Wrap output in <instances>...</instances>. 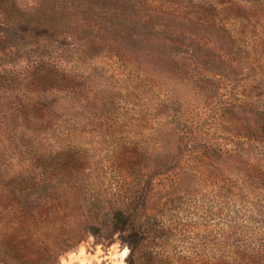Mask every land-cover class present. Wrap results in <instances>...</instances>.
Instances as JSON below:
<instances>
[{
  "label": "rangeland",
  "instance_id": "1",
  "mask_svg": "<svg viewBox=\"0 0 264 264\" xmlns=\"http://www.w3.org/2000/svg\"><path fill=\"white\" fill-rule=\"evenodd\" d=\"M73 1L0 0V264H145L113 220L140 179L143 219L195 225L182 255L226 256L231 199H244L198 147L264 168V141L243 138L249 103L264 111V0H78L88 15ZM70 141L82 158L54 164L52 190L13 186L41 172L27 143L42 155Z\"/></svg>",
  "mask_w": 264,
  "mask_h": 264
},
{
  "label": "trees",
  "instance_id": "2",
  "mask_svg": "<svg viewBox=\"0 0 264 264\" xmlns=\"http://www.w3.org/2000/svg\"><path fill=\"white\" fill-rule=\"evenodd\" d=\"M96 3V0H92ZM90 4V0H87ZM100 2V1H99ZM197 8H204L207 12L215 11L210 3L201 6L196 4ZM87 3L81 1H73V7L70 12L86 13L88 15ZM82 8V10L80 9ZM92 11L98 16L108 18L105 16V11H100L98 7H92ZM95 10V11H94ZM71 12V13H72ZM110 12V11H109ZM70 13V14H71ZM116 11H113V15ZM33 30L38 36H54L55 33L48 28H42L41 25H37ZM50 33V34H49ZM59 46H66L65 41L56 40ZM68 45H71L68 43ZM234 107V106H233ZM249 113L255 119V126L247 128V133L243 135V138L247 140L248 144L258 143L264 141V111L255 108L252 103H249ZM34 151L35 159L39 158V167L41 172L38 176L27 175L26 177L16 179L12 184L20 191L31 190L48 192L52 190V177L54 164H58L61 168L62 164H65L67 159H81L72 155L75 154L77 144L70 141L66 144L65 148L58 152L39 154V148H35L30 143ZM198 150H202V155L206 159H210V164L214 168L213 173L216 175L217 181L220 183H231L233 181L234 190L242 189L244 186V198L235 191L232 195L237 199L234 200L231 205V210L228 212V226H230L231 234L227 235L230 243H225L227 255L216 256L207 260L203 258H188L184 253V244H188L191 239L189 237L195 225L191 226L179 221V219L172 223L171 220L163 217L160 214L149 215L148 218L144 216V210L146 206L147 191H143L140 188V181L138 182V191L136 196V202L132 209L120 208L113 214L115 230L125 234L123 242L130 248L131 254L136 251H142L148 256L145 264H264V168L260 161H257L252 155H243L240 152H226L223 153L220 148L209 145L208 142L201 143ZM58 161V162H57ZM226 165L234 167L228 174ZM140 176H144L143 174ZM151 184V182H150ZM220 189L225 190L224 185H219ZM240 186V187H239ZM240 188V189H239ZM221 207V206H220ZM179 217L178 215H176ZM220 218V216H219ZM233 228H237L233 230ZM243 237H247L245 241H239L241 236L237 235V231ZM153 246L159 249H153L147 251L146 248ZM164 246V249L162 247ZM175 247V253L172 247ZM170 248V250H169ZM167 249V250H165ZM169 250V251H168ZM221 251V250H219ZM182 255V256H181Z\"/></svg>",
  "mask_w": 264,
  "mask_h": 264
},
{
  "label": "clouds",
  "instance_id": "3",
  "mask_svg": "<svg viewBox=\"0 0 264 264\" xmlns=\"http://www.w3.org/2000/svg\"><path fill=\"white\" fill-rule=\"evenodd\" d=\"M72 259L75 261L81 259V257L73 256ZM111 259H112V264H117V258L112 257Z\"/></svg>",
  "mask_w": 264,
  "mask_h": 264
}]
</instances>
